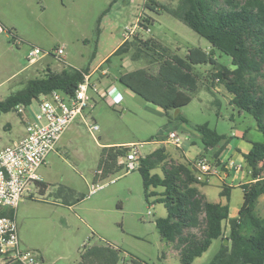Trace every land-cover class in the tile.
Segmentation results:
<instances>
[{"label": "rangeland", "instance_id": "1", "mask_svg": "<svg viewBox=\"0 0 264 264\" xmlns=\"http://www.w3.org/2000/svg\"><path fill=\"white\" fill-rule=\"evenodd\" d=\"M144 1L0 0L5 29L0 35V101L24 90L29 80L43 77L47 68L61 72L64 67H73L88 73L100 68L90 78L99 93L89 88L88 107L83 110L85 119L97 125L98 131L90 132L84 123H77L79 120L70 125L38 169L45 188L39 191L32 186V198L23 200L16 209L20 247L34 254L39 264H76L81 261V253L93 246L116 250L118 264L132 259L144 264H182L175 244L162 239L154 225L156 219L166 216L163 204L157 201L163 188L151 187L149 192L154 195L146 197L137 169L126 172L122 167L105 177L96 176L104 145L137 143L141 145L140 154L145 156L159 148L156 140L161 141L173 131L179 136L180 146L192 152L203 148L196 130L203 124L225 136L220 142L226 147L224 158L234 154L236 144L242 141L231 134L241 136L247 129V140L264 141L254 119L248 114L239 115L225 88L218 83L212 85L207 77L213 68L210 64L194 67L197 89L188 92L191 101L181 108L164 112L134 93H127L119 81V72L149 68L154 73L157 69L147 57L133 59L132 51L112 56L122 42L123 29L143 12L151 19L150 33L143 34L146 39L154 36L181 56L189 48L209 46L204 38L162 9L176 7L178 0H153L157 7L146 0L156 8L155 12L146 9ZM33 47L48 53L62 47L63 59L52 54L29 63L27 54ZM218 62L230 65L225 55H220ZM102 71L107 75H101ZM113 87L122 99L115 96ZM105 91L113 97V104L104 97ZM37 100L22 107L21 113L12 110L0 114V150L26 137L25 123L35 115ZM198 156L184 163L194 168ZM165 162L176 161L167 153ZM150 173L161 175L157 166ZM222 185L212 179L199 187L209 202L227 203L225 197L219 196ZM263 198L264 195L256 205L261 217ZM242 200V191L236 187L228 202L232 215H237ZM221 243V239L213 240L192 264H208Z\"/></svg>", "mask_w": 264, "mask_h": 264}, {"label": "trees", "instance_id": "2", "mask_svg": "<svg viewBox=\"0 0 264 264\" xmlns=\"http://www.w3.org/2000/svg\"><path fill=\"white\" fill-rule=\"evenodd\" d=\"M149 1L158 6L153 0ZM154 6L144 5L155 12ZM162 9L204 38L209 46L189 48L181 56L152 37L133 38L122 43L112 56L132 51L133 59L147 57L157 69L154 73L149 72V68L125 72L119 76L120 83L145 102L167 112L190 103L188 92L197 89L194 67L210 64L213 68L207 77L212 85H222L230 95V104L240 114L250 115L264 136V0H178L176 7L163 6ZM220 55L229 58V66L218 62ZM108 61L109 58L105 60ZM85 75L88 72L73 67H64L61 72L47 68L43 77L29 80L24 90L0 101V114L19 106L27 107L52 91L72 96ZM196 130L204 149H210L209 156L218 161L226 149L225 145H220L225 136L211 130L207 124L197 126ZM250 144V150L243 157L251 180L239 186L243 201L234 218H229L227 204L205 200L198 189L205 182L197 180L189 163H166L167 153L163 147L140 158L137 170L145 196L154 195L149 192L151 187L163 188L157 201L163 204L166 216L156 219L154 225L162 239L175 244L182 264H192L216 239H221L222 243L208 264H264V217L256 214L258 198L264 195V141ZM127 151L126 145L104 147L95 175L105 177L122 168L117 161ZM156 166L161 175L150 173ZM38 188L42 191L45 184L39 183ZM231 189L223 185L219 196L228 200ZM192 230L197 233L190 232ZM118 262L116 250L93 246L81 253V261L76 264ZM124 264L144 263L132 259Z\"/></svg>", "mask_w": 264, "mask_h": 264}, {"label": "built area", "instance_id": "3", "mask_svg": "<svg viewBox=\"0 0 264 264\" xmlns=\"http://www.w3.org/2000/svg\"><path fill=\"white\" fill-rule=\"evenodd\" d=\"M150 24V17L143 12L132 25L123 29L122 43L133 38L145 40L143 34L150 33ZM4 31L0 24V35ZM52 54L62 60L63 48L58 47L52 53H48L33 47L27 54V60L33 63L42 56ZM89 88L99 93L95 86L90 85L88 76H84L83 82L72 96L60 91L41 95L37 100L35 115L29 117L25 123L26 137L0 150V264H39L34 254L20 247L15 221L16 209L23 200L32 198V186L37 187L42 182L37 173L38 169L44 164L48 154L55 150L60 136L70 125L78 118H83V123L90 132L98 131V126L88 122L83 116V110L88 107ZM104 93V97L113 104V97H110L107 91ZM16 110L21 113L22 107L19 106ZM179 140V136L171 131L164 139L155 142L159 145L172 144L179 148ZM126 146L128 151L125 156L118 158L117 165H122L126 172H131L140 166L141 145ZM215 164L216 160L213 157L199 155L193 168L197 180L205 182L208 177L219 174ZM227 168L238 172L242 165L228 162ZM98 175H101V171Z\"/></svg>", "mask_w": 264, "mask_h": 264}, {"label": "crops", "instance_id": "4", "mask_svg": "<svg viewBox=\"0 0 264 264\" xmlns=\"http://www.w3.org/2000/svg\"><path fill=\"white\" fill-rule=\"evenodd\" d=\"M2 21H1V16H0V24L2 25V23H1ZM3 26V25H2ZM152 38L153 39H155V40H157L158 41V39L156 38V37H154V36H152ZM122 44V42L119 44V46ZM118 46V47H119ZM118 47H116V49L118 48ZM207 48V47H206ZM115 49V50H116ZM100 68L99 67H96V68H94L93 70H92V72H90V73H88V75H85V76H88V78H89V83H90V78H91V76H92V74L93 73H96L98 70H99ZM137 70V69H136ZM133 71V70H132ZM123 73H125V72H119V76L121 75V74H123ZM101 75H103V76H105V75H107L106 74V72L105 71H102L101 72ZM118 76V77H119ZM91 86H95V84L93 85V84H90ZM111 85H109L108 87H110ZM108 87H107V89H108ZM106 89V90H107ZM127 89V88H126ZM113 92H114V94H115V96L116 97H119L120 99H122L120 96H121V94H120V92H119V90H117L115 87H113V90H112ZM127 91V93L129 92V93H132V92H130V90H126ZM238 114L239 115H242V114H240L239 112H238ZM85 118V117H84ZM77 120H79L78 122H77ZM76 120V122L77 123H79V124H81V123H83V118H78ZM247 131V129L246 130H244L242 133H241V136H238V134L237 133H235V134H231L233 137H235L236 139H238V140H242V141H244V142H246V144L247 145H244L243 143H242V141L241 142H238V144H236V147H235V152H234V154H231L230 155V157H228V158H224V154H221L220 155V157H219V160L218 161H216V167H217V169H218V172H219V174H217V175H214V176H210V177H208V179L205 181V185H207V184H209L210 182H211V180L212 179H216V180H218V181H220V182H222V184L223 185H226V186H228V187H231L232 189L230 190V195L232 194V191H234V189L237 187V188H239V186L240 185H242V184H246V183H249L250 182V180H251V177H250V172H249V170H248V168L246 167V164H245V162H244V155L245 154H247V152L250 150V147H251V144H250V142H253V141H249V140H247L246 138H247V134L245 133ZM129 144H137V143H114V144H107V145H104V147H109V146H124V145H129ZM159 147H163L164 149H165V151H166V153H168V155H171V157L173 158V160H175L176 161V163H184L185 162V160H188L189 161V159L191 158V157H193V156H198V155H200V153H206L207 155H209L211 152H210V149H208L207 151L204 149V147L203 148H199L198 150H194V151H192V152H186L181 146L179 147V148H176L175 146H173L172 144H167V145H159ZM169 147H172V149H170ZM157 149V148H156ZM226 154V153H225ZM180 158V159H179ZM228 162H232V163H234L235 165L236 164H243L242 165V168L240 169V171H238V172H234V170H231V169H228L227 168V163ZM42 183H44L43 181H42ZM204 185V186H205ZM222 185V186H223ZM37 189L39 190V188H38V186H37ZM198 189H199V192L204 196V198H205V200L206 201H208L207 200V197H206V194H205V192L204 191H202L201 189H200V187H198ZM40 191V190H39ZM242 191V190H241ZM242 195H243V193H242ZM262 197H263V195L262 196H260L259 198H258V202L260 201L261 202V200H262ZM229 198H230V196H229ZM261 199V200H260ZM264 199V198H263ZM227 200V199H226ZM243 201V200H242ZM209 202V201H208ZM228 202H229V199L227 200V203L226 202H223V201H217V203H221V204H227L228 205ZM257 202V203H258ZM242 205V204H241ZM229 206V205H228ZM241 207V206H240ZM240 207L237 209L238 211H239V209H240ZM238 214V213H237ZM257 214V213H256ZM237 215H232L231 213H230V211H229V218H234V217H236ZM260 216V215H259ZM224 228H225V233L227 234V232H228V221H226V222H224Z\"/></svg>", "mask_w": 264, "mask_h": 264}]
</instances>
